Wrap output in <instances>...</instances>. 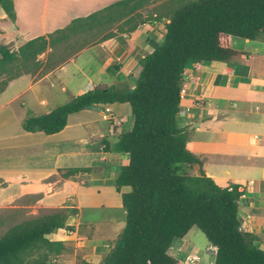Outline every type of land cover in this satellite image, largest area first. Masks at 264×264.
<instances>
[{
	"label": "crops",
	"instance_id": "1",
	"mask_svg": "<svg viewBox=\"0 0 264 264\" xmlns=\"http://www.w3.org/2000/svg\"><path fill=\"white\" fill-rule=\"evenodd\" d=\"M118 1L121 0H13L15 23L4 13L0 15L1 21L12 23L8 33L2 28L5 38L0 39V44L12 43L16 50L37 37L52 39V44L37 56L34 72L10 81L7 87L20 88L0 102V210L44 215L65 212L66 225L71 230L52 234V240L64 245L52 264H78V251L84 252L85 264H100L101 239L88 244L72 243L68 234L76 235L81 225L96 229L111 225L115 214L103 218L100 213L106 207L96 202V196L104 190L111 193L116 213H124L114 181L119 168L128 164L129 155L116 153L112 147L121 134L116 122L124 121L123 115H127L133 124V117L128 104H113L69 115L64 129L53 135L27 133L21 125L26 118L55 108L47 107L58 92L67 93L68 102L72 96L98 85L134 87L138 60L161 43L163 34L158 25L164 27L166 18L138 25L132 32H118L113 27L121 21L112 20L105 25L111 26L107 32L99 24L90 23V27L74 33H55L73 20L86 18ZM231 38L228 45L232 48ZM243 42L232 48L243 54L226 62L186 65L178 124L187 134V150L201 160L206 176L218 185L222 180V187L229 183L242 186L244 194L238 201L241 230L254 235L256 245L264 250V37ZM85 54L86 66L78 64ZM93 61H100L105 73L94 72ZM29 105L35 110L26 108ZM105 109H109L108 120L103 118ZM99 117L102 125L98 127L95 123ZM210 164L222 167L228 178L209 172ZM73 168L90 171L63 177L65 170ZM230 169L239 171L238 175L229 176ZM244 174L250 176L248 181ZM191 230L173 241L169 255L179 264H190L191 258H196L192 264H213L215 248L208 243V260L200 256L188 242Z\"/></svg>",
	"mask_w": 264,
	"mask_h": 264
},
{
	"label": "trees",
	"instance_id": "2",
	"mask_svg": "<svg viewBox=\"0 0 264 264\" xmlns=\"http://www.w3.org/2000/svg\"><path fill=\"white\" fill-rule=\"evenodd\" d=\"M145 1H118L55 33H74L90 23L105 26L127 11L138 10ZM0 9L15 23L13 0H0ZM162 18L168 20L162 41L138 60L133 88L98 85L47 113L26 118L22 129L53 135L64 129L69 115L89 106L129 105L132 128L121 133L112 147L116 153L129 155L128 164L119 168L114 181L124 226L100 264H179L168 250L193 227L215 248L213 264H264V250L256 245V237L241 230L238 201L244 194L242 186L229 183L222 187L206 176L201 160L187 150V134L178 124L186 65L226 62L243 54L228 45L230 37H264V0H184ZM138 25L125 31L132 32ZM49 37L50 41L31 39L16 50L0 44V77H4L0 93L10 81L34 72L37 56L52 44ZM181 165L197 166L199 175L180 174ZM89 171L67 169L63 177ZM66 218L57 212L10 227L0 237V264H52L64 245L50 236L71 230Z\"/></svg>",
	"mask_w": 264,
	"mask_h": 264
},
{
	"label": "rangeland",
	"instance_id": "3",
	"mask_svg": "<svg viewBox=\"0 0 264 264\" xmlns=\"http://www.w3.org/2000/svg\"><path fill=\"white\" fill-rule=\"evenodd\" d=\"M184 0H146L142 7H140L138 10L135 11H130V12H125L121 14V18H116L115 20L121 21V23L117 26H114L113 29H116L118 32L120 30H126L132 27L134 24H143L142 22L144 21L145 24L151 25L154 24L156 20H159L163 16H168L170 12L177 8ZM42 2V1H41ZM41 4V3H40ZM39 5V3H38ZM0 15H3V11L0 9ZM160 27V33L161 35L164 32V27L161 25H158ZM2 28L7 30V33L10 29H12V23L9 21H1L0 20V39L5 38L4 36L1 35ZM111 26H102L103 31L107 32ZM110 33V32H109ZM111 34V33H110ZM108 35V33L106 34ZM243 39L232 37L230 39V43L232 48L236 47L239 45V43H244ZM7 45L12 46V43H8ZM242 47L244 48H250V45L248 44H241ZM235 49V48H234ZM73 53H71L69 56H71ZM246 54V53H245ZM88 55L85 54L79 58L78 64H84L87 60ZM89 65V64H88ZM86 66V63H85ZM92 68L95 69L94 72L96 71L97 73H105V67H102L101 62H94L92 63ZM138 74L134 77L135 79L137 78ZM4 79V77H0V80ZM133 82V80H132ZM20 88L19 85L17 86H11V87H6L1 93H0V102H3L10 97ZM68 100V94L65 92H58L54 96L51 97V100L49 102V105L47 108H53L55 106H58L60 104H64ZM26 108L35 110L32 105L27 106ZM27 109L22 110V113L25 114ZM124 116V121H117L116 122V127L121 133H126L131 130L132 126V118L127 117V115ZM100 121V122H99ZM111 125H113V120H110ZM98 127L102 125V120L101 117H99L96 120L95 123ZM207 168H209V172H212L216 176H220L223 178L226 176L224 173V169L222 167H218L216 165H208ZM178 172L180 174H188V175H199V169L198 167H189L186 165H181L178 167ZM239 171L235 169H230V174L229 176H236L238 175ZM244 179L247 181L249 180L250 176L244 174L243 175ZM219 177V178H220ZM220 178V179H221ZM228 178V177H224ZM218 183L221 185L223 184L222 180H219ZM124 191H127V189H124ZM111 193L107 190H104L100 195L96 196V202H101V204H104L106 208L100 209L102 212L100 213L103 218H109L113 216L114 214V220L109 226H105L103 229L95 228L92 226H87V225H81L79 226L77 230L76 235H72L71 233H67L69 236L72 237V243H77V242H82L85 244H88L92 240L96 239H101V242L103 243V248L99 250L98 252L100 253L99 255L101 258L109 251V249L113 246L114 241L117 237V235L122 231L123 226H124V213L122 214H117L116 210L112 208V204H114L113 201H111ZM92 211V210H91ZM63 212V211H59ZM99 212V211H97ZM65 214V212H63ZM91 213V212H90ZM44 215L43 212H18V211H9L6 209L0 210V237L13 225L18 224L22 221L29 220L31 218H35L38 216ZM67 231V230H66ZM55 235V234H54ZM54 235H51V239H53ZM188 242L191 243L193 247H195L199 253L200 256L201 254L204 256L206 260H208L209 252L207 251L208 249V242L204 235L196 228L193 227L188 238ZM73 249V248H72ZM72 251V250H71ZM84 252L83 251H78L76 254V259L78 261V264H85V260L82 259ZM207 262V261H206Z\"/></svg>",
	"mask_w": 264,
	"mask_h": 264
},
{
	"label": "built area",
	"instance_id": "4",
	"mask_svg": "<svg viewBox=\"0 0 264 264\" xmlns=\"http://www.w3.org/2000/svg\"><path fill=\"white\" fill-rule=\"evenodd\" d=\"M197 80H198V78H197ZM184 95H185V90L181 87V93H180L181 99H183ZM103 118L106 120L110 119L109 109H105L104 114H103ZM195 260H196V258H191V259H188V262L190 264H192Z\"/></svg>",
	"mask_w": 264,
	"mask_h": 264
},
{
	"label": "water",
	"instance_id": "5",
	"mask_svg": "<svg viewBox=\"0 0 264 264\" xmlns=\"http://www.w3.org/2000/svg\"><path fill=\"white\" fill-rule=\"evenodd\" d=\"M88 109H97L95 106H89Z\"/></svg>",
	"mask_w": 264,
	"mask_h": 264
}]
</instances>
